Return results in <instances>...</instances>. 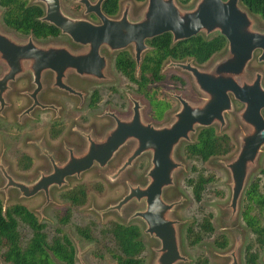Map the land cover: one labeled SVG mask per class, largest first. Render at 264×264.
Masks as SVG:
<instances>
[{"label":"water","instance_id":"1","mask_svg":"<svg viewBox=\"0 0 264 264\" xmlns=\"http://www.w3.org/2000/svg\"><path fill=\"white\" fill-rule=\"evenodd\" d=\"M38 1L45 8L44 22L56 26L74 42L88 46V50L76 53L65 46H39L32 36L25 42H19L0 32V62L8 67L6 74L0 77V111L5 107L9 82L19 74L26 70L33 73L37 93L41 87L42 72L52 69L57 74L56 84L69 89L63 82L65 72L75 69L80 74L89 75L83 61L88 56L99 57L103 45L114 51L133 44L139 63L142 52L148 47L145 41L164 33H170L174 42L188 40L201 32L206 35L218 32L227 39V55L217 61L211 70L199 69L191 62L175 64L191 74L205 100L200 105H190L177 96L181 109L170 125L154 127L143 123L139 103L134 101V113L129 120L117 119L116 125L102 139H93L88 135V148L80 154L71 151L67 161L61 165H57L51 157L52 171L41 173L32 183L14 180L0 163V169L7 179L4 189L17 188L24 197L43 191L49 202L51 187L67 184L68 177L80 176L95 164L105 167L128 140H137V146L110 175V179L115 180L143 152L153 150V166L147 174L149 182L145 186L130 185L127 194L105 211H120L131 201H144V208L135 211L131 217L140 218L146 225L145 232L160 242L155 264L187 262L188 258L181 254L179 248V222L169 217L179 201L168 203L163 199V189L173 184V173L181 165L173 158V149L179 140H189L194 126L209 127L218 123L222 128L225 125V112L233 107L231 96L244 104L239 117L249 130L240 134L239 150L226 164L232 179L229 208L231 216H234L241 194L245 191L250 168L264 147L262 75L257 72L253 80L239 81L245 75L255 51H260L258 60L264 61V30L254 28L248 11L240 7V0H198L189 10L181 9L175 0H147L146 8L137 21L128 18L129 4L120 18L112 19L101 10L103 0L94 3L79 0L86 7L85 13H95L101 20L100 24L67 15L61 8L60 0ZM236 248L230 254L232 260L229 264H239Z\"/></svg>","mask_w":264,"mask_h":264},{"label":"rangeland","instance_id":"2","mask_svg":"<svg viewBox=\"0 0 264 264\" xmlns=\"http://www.w3.org/2000/svg\"><path fill=\"white\" fill-rule=\"evenodd\" d=\"M27 1L30 4L44 6L38 0ZM197 1L198 0H191L187 4H181L179 0H175L177 5L183 10L191 9L195 6ZM127 2L131 3L129 19L131 21L139 20L146 8L147 0H120L119 8L123 3ZM76 3L77 0H61L62 9L67 14L73 17H81L93 22H98L95 15L84 13L83 5L81 10L73 9L72 7ZM239 5L241 8L248 10L242 2H239ZM248 13L254 21V27L264 30V19L257 14H253L249 11ZM0 28L5 34H10L19 41L21 40V42L28 37V35L7 28L2 21H0ZM202 35L207 36L204 33H202ZM33 41L39 44V46H46L51 43L65 45L74 51L77 49L76 44L66 35L62 34L54 38H47L45 40L33 39ZM128 50L130 51V49ZM226 52L227 51H223L215 54L209 62L198 65V67L203 70H208V68H211L218 60L224 58ZM109 56L110 59H112L114 54L111 53ZM257 56L258 52L255 53L254 58L247 66L245 75L239 81H250L254 78L256 72H260L264 85V61L259 62ZM183 62H193V64L196 65V62L192 58H187ZM173 63V59L165 61L162 71L164 78L157 84L160 85L163 91L169 96L178 94L190 101L202 99L203 95L198 91L191 75L182 71L179 67L174 66ZM4 72L5 65L0 63V73L2 74ZM173 75H178L184 80V83L173 79ZM119 80L123 99L122 104L124 106V108L121 109L123 114L129 113V110L126 111L127 107L125 106V92L137 96L141 100V103H146V100L135 92V84L128 81L122 75H119ZM16 86L17 85H15V87ZM23 88L26 87L21 85L18 90L16 89L17 91L15 93L11 94L10 100L12 104L7 109H4L0 115V163L5 168L8 175L14 180L32 183L38 179L41 173L50 171L46 158L39 152L36 146L37 143L42 142L43 148H47L48 152L52 153L56 159L58 155H55L53 149L56 150V154H58V148L63 142L74 143L76 140L74 139V135L68 130L56 139L50 138L48 135V123L45 125L43 121L35 123L26 119L21 126L16 125L17 114L23 108L24 104L27 103L25 102V98H23L22 95L20 96V91ZM64 98L66 97L53 95V99L58 104H62ZM179 107L180 105L176 101L173 108L167 112V117ZM243 107L242 104L233 100L232 109L225 115L226 122L221 130L230 137L231 150L228 154L213 156L206 161L197 159L189 160L185 157L181 147L179 148L180 161L184 163L185 168L177 171L174 185L167 189L170 193L168 195L165 194L167 200H182V204L175 208L170 216L185 221L184 225L177 227L180 252L183 256L188 258V261L178 262L176 264H191L198 258H206L208 264H229L231 262L229 253L235 249L236 243H238L237 255L239 264H245L244 250L248 244L253 242V235L245 225L240 214L243 206L242 198L244 191L239 199L237 213L231 216L229 204L232 193V179L226 167V164L236 156L239 150L240 134L249 130V127L245 125L239 117V113L242 111ZM144 113L145 117L150 119L147 115V111H144ZM76 115H78V113H75V109L71 103L63 114H61V117L67 120V117L73 119ZM88 115L90 117L88 121H91V124L97 122V126L95 127L97 133L93 136H100L102 133L100 121L104 123L103 117L100 118V116L93 111L89 113L88 110L84 111L83 116L86 117ZM53 119L54 114L48 113L45 122H50ZM214 128L218 132L219 125H214ZM130 152V144H126L115 154L105 167L94 165L80 176L74 175L68 177L66 185L60 188L51 187L49 202L46 201L43 191L31 197H24L17 188L9 187L4 189L7 179L0 169V200L4 207L19 203L35 213L37 218L45 223L49 238L57 233V229L62 230V232L69 236L75 246L77 264H116L112 256L106 250V247L110 244V240L109 237L105 235L106 229L114 222L136 224L140 227L142 231V241L144 243V250L141 253L143 264H155V259L158 255L157 249L160 247V242L145 232L146 225L140 218L131 217L135 211L144 208V202L131 201L123 206L120 211H105L106 208L116 204L127 194L130 185L145 184L147 181L146 172L148 161L145 156L134 161V163L126 168L115 180L110 179V175L122 165ZM263 156L264 147L261 156L258 157L256 163L250 168L245 189L254 179H260L261 185H264V176L261 173V170L264 169ZM59 158L60 156H58L57 159ZM193 165L198 169V174L201 173L204 176H214V180L206 185L201 202H196L194 200L192 189L190 185L187 184V179L194 178L197 175V172L194 173V170H190V167ZM80 185L83 186L86 191V200L81 205H73L70 201L65 199L62 194L66 190ZM222 192L223 195L220 196ZM66 211H69L70 219L66 224H61L58 217ZM206 213H211L213 215L212 223L215 229L214 233L203 236L198 243L190 244L185 236V226L194 219H201L202 215ZM78 228H88L92 239H86L80 235L78 233ZM20 231L22 240L27 241L31 235L30 229L21 224ZM219 235H225L229 238V245L226 248H220L216 245L215 240L219 238ZM257 249L259 254L258 264H264V248ZM55 263L62 264L57 260H55ZM0 264L9 263L4 262L0 258Z\"/></svg>","mask_w":264,"mask_h":264},{"label":"trees","instance_id":"3","mask_svg":"<svg viewBox=\"0 0 264 264\" xmlns=\"http://www.w3.org/2000/svg\"><path fill=\"white\" fill-rule=\"evenodd\" d=\"M119 1L104 0L101 6L103 12L108 15L116 14ZM179 1L181 4H187L191 0ZM240 1L251 13L264 19V0ZM0 7L3 10V24L12 30L37 39L59 34L55 26L42 21L44 9L39 4H30L27 0H0ZM80 8L81 5H74V9ZM148 43L150 49L143 56L138 76H136L135 62L129 54L121 53L116 65L127 78L137 84L138 93L149 99L153 115L160 118L164 110L173 104V101L156 84L163 79L161 74L163 62L167 59L192 58L198 63H204L224 48L226 40L220 34L208 38L198 34L188 40L174 42L170 33H164L148 40ZM148 84L153 85L148 87ZM230 150L229 136L226 133L218 134L214 127L202 128L197 142L185 147L189 156H196L202 161L213 156L226 155ZM261 173L264 176V169ZM213 180L214 176H204L201 173L187 179V184L192 186L193 198L197 202L202 200L206 185ZM62 196L73 205H81L86 200V191L81 185L75 186L66 190ZM212 217L211 213L203 214L197 226L195 220L187 227L185 236L190 244L198 243L203 236L214 233ZM241 217L253 235V242L245 247V264H258L257 248H264V185H261L260 179H254L245 189ZM69 219V211L58 217L61 224H66ZM21 224L31 231L27 241L22 240ZM56 232L49 238L45 223L40 221L35 213L19 203L4 207L0 200V258L4 262L56 264L55 260H57L62 264H77L73 242L62 230L57 229ZM78 233L86 239H92L88 228H78ZM105 235L110 240L106 250L116 264H143L141 253L144 250V243L138 225L114 222L106 229ZM215 243L220 248H226L229 239L225 235H219ZM191 264H208V261L206 258H198Z\"/></svg>","mask_w":264,"mask_h":264},{"label":"flooded vegetation","instance_id":"4","mask_svg":"<svg viewBox=\"0 0 264 264\" xmlns=\"http://www.w3.org/2000/svg\"><path fill=\"white\" fill-rule=\"evenodd\" d=\"M90 1L92 3H94L97 0H90ZM239 2H241V1H239ZM60 3H61V0H60ZM119 3H120V1H119ZM76 4L81 5V8H82L83 4L79 3V0H77ZM127 4H129V11H130L131 3H129V2L123 3V5H121L120 8L118 7V11L114 15H108V14L104 13L103 10H102V7H101V10L109 18L118 19V18H120L122 16V13H123V11H124V9H125ZM101 6H102V3H101ZM42 7L44 9V14H45V8H44V6H42ZM61 8H62V4H61ZM72 8L74 9V6ZM81 8L79 10H81ZM85 9H86V7L84 6V13H85ZM119 9H120V12H119ZM129 11H128V18H129ZM247 11H249V10H247ZM64 13H66V12H64ZM2 14H3V10L0 7V21H2V23H3ZM85 14H87V13H85ZM88 14H90V15L93 14V15H95L97 17V15L95 13H88ZM67 15H69V14H67ZM69 16H71V15H69ZM71 17H73V16H71ZM75 18H81V17H75ZM84 19H86V18H84ZM97 19H98V22H93L91 20H89V21H91V22H93L95 24H100L101 20L98 17H97ZM58 30H59V34L58 35L50 36V37H47V38H54V37L59 36L60 34L66 35V34H63L60 29H58ZM257 30H260V29H257ZM261 31H263V30H261ZM0 32L5 34V32H3V30L1 28H0ZM200 34H202V32ZM216 34H220V33L215 32L212 35L210 34V35H207V36H204V37L208 38V37H212V36H214ZM8 36H10L11 38H13L16 41H19L16 37H14V36H12L10 34H8ZM30 36L31 35H28V37L22 42L27 41ZM66 36L69 39H71V41L74 44H76L77 49L75 51L71 50L69 47H67L65 45L51 44L50 43V44H48L46 46H50V45H53V46H65V47L69 48L71 51L76 52V53L85 52V51L88 50V46H84L82 44L76 43V42H74L72 40V38L69 35H66ZM47 38L39 39V40H45ZM32 39L38 40L37 38H34L33 36H32ZM172 39H173V37H172ZM148 40H150V39H147L145 41V44L148 47H147V49L144 52H142L139 63L137 62L136 57H135L133 44H129L128 46H126L123 49L114 50V51L110 50L109 47L106 46V45L101 46L100 50H99V55H100L99 57L88 56L83 61L84 69L86 71H88V73H90L89 75L80 74L75 69H69V70H67L65 72V76L63 78V82L69 87V89L59 87L56 84V81H57V79H56V75H57L56 71H54L52 69H47L44 72H42L41 79H40L41 87H40L39 91L37 93H35L37 85L34 82L33 73L31 71H29V70H26L25 72L19 74L18 76H16L15 79H13V80H11L9 82V84H8L9 88L5 92V107L0 111V115L3 112L4 109H7L12 104V102L10 100L11 94L15 93L22 85V86H24L26 88H23L20 91V96L22 95V97L25 98V102H27V103H25L23 108L18 112L17 118H16V123H15L16 125L21 126L23 124L24 120H26V119L29 120L30 122H35V123L36 122L40 123V121H43L45 125H46V123H48V130H49L48 135L52 139H56V138L60 137L66 130L70 131L74 135V137H75L74 139L76 141H74V143L73 142H70V143L69 142L68 143L67 142H63L60 145V147L58 148L59 149L58 150V154H56V150L53 149V151L55 152V155L60 156L59 159H57L58 156L55 159L53 154L48 152L47 148H43L42 142L41 143L39 142V143L36 144L39 152L46 158V161L48 163L50 171H52V168H53L52 167L53 165H52V163L50 161L51 157H52V159L54 160V162L57 165H61V164L65 163L67 161L71 151H72L73 154H80V153H83L88 148V146H89L88 135H90V137L93 138V139H102L108 133V131H110L116 125V120L117 119L129 120L133 116V113H134V106H135L134 101H137L139 103L140 113H141V120L143 121V123L151 124L154 127H163V126L170 125L175 120V115L181 109V103H180L179 99H177V96H180L182 99L187 101L190 105H200L205 100V95L197 87L196 83H195V85H196L198 91L201 93V95H203V98L198 100V101H190V100H187V99H185L184 97H182L181 95H178V94H173V95L169 96L168 94H166L163 91V89L160 87V85L157 84L158 83L157 82L156 84L161 88L162 92L165 93L173 101L172 106L169 107V108H166L164 110V112L162 113L160 118H156L153 115V112L151 111L149 99L147 97H144L143 95H141L146 100V103H141V100L137 96H134L133 94H131L129 92H125V95H124V100L126 101V105L125 106L127 107L126 111L129 110L128 111L129 113L128 114H123L121 112V109H123L124 106L122 104L123 99H122V92H121V89H120L119 75H122L128 81H130L131 83L135 84V86H136L135 92L138 95H140V94L137 91V84L135 82H133L132 80H130L129 78H127L117 68V65H116L117 64V60H118L119 56L121 55V53L129 54L131 56V58L134 60V62H135L136 76H138V74L140 72V64L142 62L143 56L150 49V45L148 43ZM225 40H226V45L224 46V48L221 51L216 52L215 54L221 53L223 51H227L226 52V55H227V53H228V41H227L226 38H225ZM19 42H21V40ZM46 46H44V47H46ZM128 49H130V51ZM257 52H258V56H259L260 55V51L259 50L255 51V53H257ZM111 53L114 54V57L112 59H110V56H109V54H111ZM255 53H254V55H255ZM215 54H213L211 56V58ZM258 56H257V60H258ZM253 58H254V56H253ZM186 59H183V60H174L173 59L174 60L173 65L175 66L176 63H184L183 61L186 60ZM209 60H207L204 63H198V62H196L194 60L196 62V65L193 64V62H191V64L196 66V67H198V65H203V64L209 62ZM165 61L163 62L162 67H161V74L162 75H163V73H162L163 65H164ZM0 63H2V62H0ZM2 64H4V63H2ZM4 65H5V72L4 73L6 74V72L8 71V67H7L6 64H4ZM25 65H27V63H25ZM214 65L211 68H208V70H211L214 67ZM102 66H104L103 69H102ZM180 69L182 71L187 72L186 70H184L182 68H180ZM4 73H2V74L0 73V77H2ZM187 73H189V72H187ZM97 75H99L101 77L99 78V76H97ZM175 76L178 77V78L177 79L174 78ZM163 78H164V75H163ZM173 79L178 80L181 83H184V80L181 79L178 75H173ZM15 85H17V86L15 87ZM152 85L153 84H148V87H152ZM53 95H55V96L56 95H60V96L66 97V98H64V100H62V104H58L53 99ZM231 98H232V106H233V100H235V99L232 96H231ZM176 101L179 103L180 107L178 109H176V111L171 113L169 115V117H167V112L170 109L173 108V106H174ZM235 101L240 103V104H242L244 106L243 103H241V102H239L237 100H235ZM71 103L73 104V108L75 109V113H78V115L74 116L73 119H71L70 117H67V120H65V118L61 117V114H63V112L69 107V104H71ZM86 110H88V113L92 112V111L96 112V114L98 116H100V118L103 117L104 123L102 121H100L101 122V130H102V133H101L100 136H93V135H96L95 133H97V131H95V127L97 126V122L91 124V121H88L89 118H90L89 115L86 116V117L83 116V113ZM144 111H147V115L149 116L150 119H147L145 117ZM263 111H262V113H263ZM48 113H53L54 114V119L52 121H50V122H45V120L47 119V114ZM226 113L227 112H225L224 117H225ZM263 116H264V114H263ZM8 122H10V121H8ZM225 122H226V120H225ZM109 123H110V126H109ZM98 125H99V123H98ZM214 125H219V124L218 123H214V124H212V126H209V127H214ZM86 127H88V128H86ZM202 128H206V127H202L200 125L194 126L193 132H191L190 135H189V140L181 139V140H179L177 145L174 147V149H173V158L181 165H180L179 168H177L174 171V173H173V184L171 186H169V187H172L174 185L175 176H176L177 171L185 168L184 163L180 161L181 160L180 159L181 158L180 157V149H179L180 147H181V150L184 152V155H185V157L187 159H189V160L190 159L191 160H196V159L200 160L199 158H196V156H194V157L189 156L186 153V151H185V147L188 144H192V143H196L197 142L198 135H199V133H200ZM222 128L219 127L218 132L216 131L215 128L214 129H215V131L218 134L225 133V132H222V130H221ZM43 144L47 145L46 143H43ZM126 144H130V151L132 152L133 149L137 146V140H134V139L128 140L124 145H126ZM121 148H119V150ZM262 149H261L260 154H259L258 157L261 156ZM115 154H114V156H115ZM142 156H145L147 158V161H148L147 172H146L147 181H146L145 184H135V185L145 186L149 182V178H148L147 174H148L149 170L153 166V150H147V151L143 152L137 159L141 158ZM112 158L109 160V162L112 160ZM263 162H264V156H263ZM95 165H97V164H95ZM97 166H99V165H97ZM190 170H194V173L197 172V174H198V169L196 167H194V165L190 167ZM49 172H47V173H49ZM70 177H72V176H70ZM53 187L60 188L58 186H53ZM169 187H166V188L163 189V199H164V201L168 202V203L178 202L179 201L169 213V217L172 218L170 216V214L174 211L175 208H177L178 206H180L182 204V200L181 199H179V200H167L166 199V195H168L170 193L167 190ZM190 188L192 189L191 185H190ZM142 202H144V201H142ZM199 202H201V201H199ZM144 206H145V203H144ZM172 219H175V218H172ZM175 220H177L179 222L177 226H181V225L185 224L184 220H182V221L178 220V219H175ZM195 220H197L196 226H197V223L200 221V219L199 220L198 219H194L191 223L186 225L185 226V235H186L187 227L190 226ZM177 230H178V227H177ZM236 247L238 248V243H236L235 248ZM237 248H236V251H237ZM230 254H231V252L229 253V255ZM230 257H231V255H230ZM231 260H232V258H231ZM244 261H245V250H244Z\"/></svg>","mask_w":264,"mask_h":264}]
</instances>
